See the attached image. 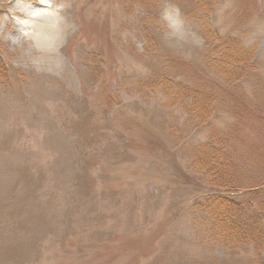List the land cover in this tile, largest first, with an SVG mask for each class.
<instances>
[{"label":"rangeland","instance_id":"374dc122","mask_svg":"<svg viewBox=\"0 0 264 264\" xmlns=\"http://www.w3.org/2000/svg\"><path fill=\"white\" fill-rule=\"evenodd\" d=\"M152 1L149 21L147 4L132 1L0 0L9 70L0 80V264L264 260V244L218 235L201 208L208 181L192 159L225 129L236 182L264 181V0H208L203 12L185 0ZM169 4L180 9L187 41L164 25ZM140 22L151 24L149 39ZM207 25L255 52L239 84L204 61ZM165 77L211 97L207 124L199 126L192 94L175 100L174 84L155 85ZM148 79L153 87L139 90Z\"/></svg>","mask_w":264,"mask_h":264},{"label":"trees","instance_id":"16d2710c","mask_svg":"<svg viewBox=\"0 0 264 264\" xmlns=\"http://www.w3.org/2000/svg\"><path fill=\"white\" fill-rule=\"evenodd\" d=\"M116 1L124 5L128 4V1H132L133 6L139 3L141 5L147 4L150 10H148L146 18L150 21L153 16L151 10L155 5L152 0H105V2H112V4ZM185 1L193 5L196 11L199 12H203L204 5H208V0ZM210 13L207 12L208 17ZM155 16H158L156 11L154 12ZM140 25L142 28L136 30L141 34H146L143 36L147 37L148 35L150 37L151 24L140 22ZM207 27H209V32L203 31V35L212 50L207 49V56L205 55L204 61L208 62L212 72L217 71L220 74V79L223 82L239 84L254 69L255 52L245 49L232 38L225 41L221 40L220 34L212 30V26L207 25ZM149 37L147 38L149 39ZM94 64L97 66L93 73V79L96 82L101 77L102 63L95 60ZM8 72L7 66L0 57V80H7L9 78ZM215 81L217 82V80ZM183 82V80L176 78L165 77L155 85L157 87L164 85L167 89L170 84H174V89L177 92L179 91V95L175 100L182 99V92L192 94L193 112L198 116L200 114L199 118L201 117L199 126L207 124L205 123L207 119L214 114L213 100L209 95L202 96L200 88H190L185 86ZM150 83L151 80L148 79L138 89H147L146 84L153 87V84ZM227 131L224 129L223 132L218 131L209 135L205 142L196 146L197 148H195L192 156L196 169L204 173L209 185V190L206 191V197L202 201L201 208L211 217L218 235L221 238L223 237L225 241L246 245L252 242L260 246L264 244V181L249 188H245V186L242 188L239 180L238 183L236 182L237 179H240L239 175L235 176V166L239 159L231 152L233 143L225 135L224 132ZM258 160L264 164L263 157ZM249 193L253 194L250 196L252 202L245 198ZM255 210H259V212L256 213ZM258 263L264 264V260H260Z\"/></svg>","mask_w":264,"mask_h":264},{"label":"clouds","instance_id":"9594fccd","mask_svg":"<svg viewBox=\"0 0 264 264\" xmlns=\"http://www.w3.org/2000/svg\"><path fill=\"white\" fill-rule=\"evenodd\" d=\"M161 17L170 35L176 36L185 41L190 38L189 31L185 27L184 20L178 7L171 4L167 5L163 9ZM21 23L27 24L29 21L24 20L21 21ZM191 35H195V33H191ZM197 43H202V41L198 38Z\"/></svg>","mask_w":264,"mask_h":264},{"label":"bare ground","instance_id":"6f19581e","mask_svg":"<svg viewBox=\"0 0 264 264\" xmlns=\"http://www.w3.org/2000/svg\"><path fill=\"white\" fill-rule=\"evenodd\" d=\"M63 68H64V66H63V67H62V66H61V67H59V69H63Z\"/></svg>","mask_w":264,"mask_h":264}]
</instances>
